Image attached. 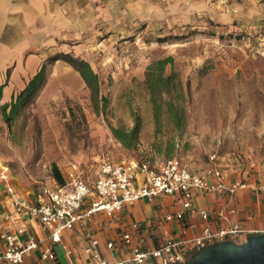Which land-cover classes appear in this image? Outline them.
Wrapping results in <instances>:
<instances>
[{
  "label": "rangeland",
  "instance_id": "obj_1",
  "mask_svg": "<svg viewBox=\"0 0 264 264\" xmlns=\"http://www.w3.org/2000/svg\"><path fill=\"white\" fill-rule=\"evenodd\" d=\"M72 1L76 34L62 37L47 61L66 53L88 62L99 94L94 100L86 88H69L66 71L58 78L56 62L48 64L45 85L54 79L47 90L11 127L0 119L12 176L33 186L73 164L155 165L171 157L203 170L212 155L230 177L264 176V0L232 10L226 20L214 17L220 13L208 0ZM168 57L175 65L167 75L175 81L159 101L158 129L146 71ZM136 118L140 138L127 148L111 128L131 130Z\"/></svg>",
  "mask_w": 264,
  "mask_h": 264
},
{
  "label": "crops",
  "instance_id": "obj_2",
  "mask_svg": "<svg viewBox=\"0 0 264 264\" xmlns=\"http://www.w3.org/2000/svg\"><path fill=\"white\" fill-rule=\"evenodd\" d=\"M256 1L240 0L239 3V0H229L227 6L220 7L218 0H208L209 4L214 5L220 13L214 15L217 20H226L233 9L241 8L242 5L245 7L252 5ZM74 3L72 0H0V119L3 122L5 121L1 108L14 102L29 81L47 64V58L57 53L58 41L62 37H68L72 32L76 34L75 13L73 16L69 14L74 8ZM53 66L54 71H52L58 74V78L63 71H66L69 88L88 89L80 73L69 63L59 60ZM92 69L95 72L93 67ZM49 79L50 82L54 78ZM49 82L44 85L43 91L47 90ZM8 163V157L0 147V164H2L0 222L8 225L9 217L12 225L16 227L19 223L15 222L13 200L6 191L8 184L1 179V175L4 172L9 175L10 183L19 198L33 200L42 185L64 186L68 182L71 167L57 173L49 184L30 186L27 182L12 176ZM98 164L99 162L84 166L76 165L86 179L93 180L98 174ZM209 166L203 170L190 167L205 176ZM144 177L143 172L137 171L136 186L141 184ZM228 177L230 180L241 179L239 176ZM241 180L246 183V187L239 190L233 198L227 193L194 190L193 208L185 212L182 220L166 219L167 215L182 211V201L178 195L157 197L152 201L140 200L134 206L125 207L115 218H109L105 213H97L89 223L77 224L72 230L63 232L61 243L53 246L56 255L54 261L41 258L44 250L51 246L49 233L42 230L36 220L27 221L25 222L27 231L23 240L27 241L33 235L37 239L38 248L26 255L23 264H96L85 251L92 240L99 242L98 251L110 264H114L128 260L135 248L151 250L161 247L168 240L174 242L193 240L207 226H211L214 230L220 225L231 229L234 224H238L241 232L228 237L225 242L243 245L248 238L264 235V190L260 188L264 184V176L247 178L245 175ZM210 181L214 180L210 178ZM231 206L237 208V213L229 214V221L218 217L220 210ZM202 210L209 213V220L201 218ZM134 224L138 226L137 229H133ZM129 232L132 234V239L126 244L123 236ZM111 242L114 244L113 249L107 247ZM182 251L186 252V256L191 257L198 252V249L185 246ZM143 264H160V260L152 258Z\"/></svg>",
  "mask_w": 264,
  "mask_h": 264
},
{
  "label": "built area",
  "instance_id": "obj_3",
  "mask_svg": "<svg viewBox=\"0 0 264 264\" xmlns=\"http://www.w3.org/2000/svg\"><path fill=\"white\" fill-rule=\"evenodd\" d=\"M229 0H218L220 7L227 6ZM233 11H236L233 9ZM220 158L212 155L205 176L195 172L181 159L174 157L161 164L151 165L132 161L112 162L102 160L98 164V174L93 180L85 178L78 165H71L68 182L64 186L52 187L42 185L33 200L22 199L14 186L10 183L9 175L4 172L1 179L8 185L6 191L13 200L15 208V222L13 226L8 217V225L0 222V263L23 264L26 255L38 248L37 239L31 235L27 241L23 240L27 227L25 222L36 220L42 230L49 233L51 246L44 250L41 258L54 261L56 255L53 246L61 243L64 231L72 230L77 224L89 223L97 213H105L109 218H115L125 207L134 206L140 200L152 201L157 197L178 195L182 201V211L167 215L168 221L182 220L185 212L193 208L194 190L208 193H227L235 197L239 190L246 187L241 179L230 180L219 164ZM137 171L143 172L145 177L139 186L135 180ZM212 178L214 181H210ZM264 190V184L260 187ZM228 213V214H227ZM237 208L231 206L220 210L218 217L229 221V214L235 215ZM203 220H209L207 211H200ZM133 229H137L134 224ZM238 224L231 229L220 225L217 229L211 226L204 228L202 233L193 240L174 242L166 241L161 247L151 250L135 248L128 260L114 264H143L154 258L160 264H185L193 256H186L183 247L191 246L198 252L207 246L224 243L230 236L241 232ZM132 234L125 233L123 240L129 244ZM208 244V245H206ZM99 242L92 240L86 247V254L96 264H110L98 251ZM114 248L111 242L107 246Z\"/></svg>",
  "mask_w": 264,
  "mask_h": 264
},
{
  "label": "trees",
  "instance_id": "obj_4",
  "mask_svg": "<svg viewBox=\"0 0 264 264\" xmlns=\"http://www.w3.org/2000/svg\"><path fill=\"white\" fill-rule=\"evenodd\" d=\"M65 61L69 63L77 72L80 73L81 77L87 84L88 90L91 93L92 98L95 100L99 94V77L91 67V65L84 60H76L70 58L67 54L56 56L55 58L47 61V64L43 66L40 72H38L27 84L26 88L17 96L16 100L10 105H5L1 108V113L5 123L8 126H12L15 121L22 115V111L33 103L40 90L46 83V72L47 65L51 62ZM175 60L173 57H168L155 61L148 66L146 71V83L151 92L152 101L155 109V122L156 125H160V112L161 106L159 101L163 98L164 94H170L173 82L175 81V74L167 75V68L174 67ZM170 111L173 112V105L168 104ZM175 126L177 129H181L184 125L183 110L177 109L175 115ZM141 120L135 119V125L131 130H125L123 128H111L112 133L124 146L132 148L139 140L141 133ZM171 157L169 159H172ZM167 159V160H169ZM140 164L148 163L147 161H138ZM153 165V164H152Z\"/></svg>",
  "mask_w": 264,
  "mask_h": 264
},
{
  "label": "water",
  "instance_id": "obj_5",
  "mask_svg": "<svg viewBox=\"0 0 264 264\" xmlns=\"http://www.w3.org/2000/svg\"><path fill=\"white\" fill-rule=\"evenodd\" d=\"M185 264H264V235L248 238L243 245L207 246Z\"/></svg>",
  "mask_w": 264,
  "mask_h": 264
}]
</instances>
